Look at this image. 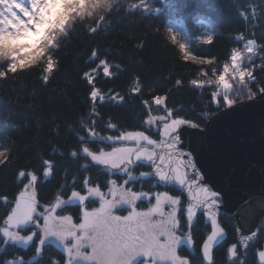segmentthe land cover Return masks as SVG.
<instances>
[{
  "label": "trees",
  "instance_id": "1",
  "mask_svg": "<svg viewBox=\"0 0 264 264\" xmlns=\"http://www.w3.org/2000/svg\"><path fill=\"white\" fill-rule=\"evenodd\" d=\"M133 2L136 0H120L123 7L118 11L99 13L72 25L67 36L60 38L58 50L53 52L57 67L47 82L43 80V65L0 78V151L7 149L9 157L0 165V218L8 211L3 198L13 200L28 182V176L18 177L21 170L36 174L37 196L45 205L54 203L57 195L66 201L72 191L85 194L91 186L108 190L110 181L121 183L125 179L121 172L110 173L102 166L89 163L83 153L71 154L80 146L76 131L82 121L87 122L93 106L97 116L91 118L99 119L97 131L102 135L118 134L104 130L109 123L117 125L120 131H143L148 128L144 123L148 115L163 116L166 110L172 111L174 118L183 117L203 126L223 107L213 104L209 95L212 89L198 88L191 81L214 78L211 72L206 77L203 73L209 67L222 70V64L230 62L231 51L245 52L250 39H256V49L251 61L245 56L243 66L257 78L256 84L251 85L253 90L264 87V50L261 49L264 0H168L165 5L154 4L162 8L158 14L141 10L129 13L127 6ZM100 15L105 19L100 20ZM168 27L179 34L180 42L188 44L192 54L212 59V65L184 61L179 46L165 39ZM206 35L213 36L211 44L203 42ZM101 60L106 61L109 73H104ZM86 72L91 82L84 76ZM134 87H139L140 92L134 93ZM94 88L100 90L98 96L102 99H90ZM239 91L243 96L247 89ZM157 95L164 99L162 105L155 104ZM142 101L148 102L147 107ZM205 116L208 118L204 119ZM158 130L153 125L148 134L160 139L154 135ZM46 161L54 162L52 172L47 175ZM148 169L138 164L133 171L139 174ZM86 179L90 181L87 185ZM130 186L147 193L168 191L180 196L184 207L187 204L182 189L166 187L153 179L136 178ZM95 202L88 201L90 205ZM142 203V209L149 206L148 201ZM61 209L59 214L80 219L79 206L68 203ZM220 222L228 237L214 250L215 264H261L258 252L262 248V236L245 251L238 247L237 256L232 258L228 249L236 237L233 217L221 213ZM209 232V225L198 214L193 222L195 249L182 244L181 255L193 252L196 264H207L200 249ZM3 239L0 236V264H8L10 260L19 264V257L27 258L29 264H52L54 259L63 260L66 256L63 248L52 241L37 253L36 240L24 248L22 243L5 245ZM135 264L146 263L140 259Z\"/></svg>",
  "mask_w": 264,
  "mask_h": 264
},
{
  "label": "snow or ice",
  "instance_id": "2",
  "mask_svg": "<svg viewBox=\"0 0 264 264\" xmlns=\"http://www.w3.org/2000/svg\"><path fill=\"white\" fill-rule=\"evenodd\" d=\"M155 3L165 5L168 0H136L128 4L126 11L131 13L141 10L142 13L158 14L162 8L154 7ZM121 7L120 0H0V78L43 65V80L47 82L57 67L53 52L58 50L60 38L67 36L70 27L77 21H85L99 13L111 14ZM241 14L244 15L243 12ZM99 18L104 20L105 16L100 15ZM178 35L172 27H168L165 39L179 46L184 61L212 65V59L192 54L188 44L180 42ZM203 42L211 44L213 36L206 35ZM256 45V39L248 40L246 51L233 49L230 62L223 63L222 70L209 67L203 73L206 77L211 72L214 78L192 80L191 84L212 89L209 95L217 108H232L245 100H254L257 93L264 98V87L253 90L251 85L256 84L257 78L243 66L246 55L251 61ZM261 49L264 50V45H261ZM95 55L96 52H93ZM100 64L105 65L104 73H109L106 61L101 60ZM84 76L91 82L87 72ZM240 88L247 89L243 96ZM99 91L94 88L90 99H102L98 96ZM132 91L139 93L140 88L134 87ZM154 102L159 106L164 103V99L157 95ZM142 103L147 107V101ZM94 109L95 106L91 116H97ZM174 115L170 110H166L163 116L148 115L144 121L148 128L143 131H120L117 125L109 123L104 130L117 132L115 136L102 135L97 131L99 119L93 120L90 116L86 123L82 121L76 131L80 146L71 154L76 156L83 153L89 163L110 169L113 173L123 172L128 178L120 184L115 180L110 181L107 192L101 191L99 186L87 188L86 195L72 191L71 197L82 206L90 197H96L99 201L98 207L89 209L84 206L81 222L76 223L71 215L58 213V210L62 211L61 205L67 203L59 195L54 197V203H40L36 191V174L21 170L18 177L28 176V183L13 200L3 198L8 204V211L0 218L3 243L28 245L36 240V252L41 253L48 241L55 238L62 244L66 256L63 260L54 259L52 264H79L80 261L88 264H135L136 258L140 256L147 258L146 264H159L160 261H167L168 264H196L194 253L181 255L180 246L186 240L195 249L193 222L203 209L210 222V234L202 240L200 250L207 264H215L214 246L226 233L218 219L223 196L201 175L193 153L181 146L182 126L197 128L198 125L183 117L173 118ZM153 125H162V131L154 133L161 139L148 134ZM105 144L107 148L103 146ZM8 159L7 149L0 151V165ZM138 162H146L153 170L151 173H141V176H151L153 179L158 178L164 185L176 183L185 188L186 208L180 196L163 191L155 193L154 205L147 210H137V201L146 194L136 192L127 185L136 179L133 170ZM45 166V175L50 174L54 162L46 161ZM190 169L193 170L191 175ZM89 183L87 179L84 181L85 185ZM123 204L130 206L127 214H115ZM257 211H264V199L258 202L257 207L249 209V216H255ZM27 226L33 230L27 231ZM262 229L264 220L249 234L238 229L240 242H250ZM238 247L237 243H232L228 249L232 258L237 256ZM259 256L264 264V251L259 252ZM18 259L19 264H29L25 257ZM8 264H16V261L10 260Z\"/></svg>",
  "mask_w": 264,
  "mask_h": 264
},
{
  "label": "water",
  "instance_id": "3",
  "mask_svg": "<svg viewBox=\"0 0 264 264\" xmlns=\"http://www.w3.org/2000/svg\"><path fill=\"white\" fill-rule=\"evenodd\" d=\"M181 132V146L193 153V158L206 182L214 190L222 193L221 208L218 210L219 222L221 212L232 215L237 244L243 251L247 250L249 245L257 240L258 235L250 242L241 243L238 229L244 234H249L260 226L264 218V211H257L255 216H249V209L257 207L258 202L264 199V98L258 93L254 100H245L232 108L218 110L203 126L198 125L197 128L182 126ZM138 164L148 166L146 162ZM152 171L150 168L141 173ZM192 171L189 170L190 175ZM140 174L139 179H153L151 176ZM154 180L158 181V178ZM165 186L183 188L176 183ZM184 195L187 198L185 188ZM38 200L42 203L39 198ZM71 204L81 205L73 198ZM198 213L210 226L206 212L201 209ZM227 237L226 231L214 246V250ZM32 243L28 245L22 243V246L28 248ZM261 251H264V240L259 252ZM259 252L258 258L262 264Z\"/></svg>",
  "mask_w": 264,
  "mask_h": 264
},
{
  "label": "rangeland",
  "instance_id": "4",
  "mask_svg": "<svg viewBox=\"0 0 264 264\" xmlns=\"http://www.w3.org/2000/svg\"><path fill=\"white\" fill-rule=\"evenodd\" d=\"M152 116H159V115H152ZM174 118V117H173ZM154 127L155 128H160V131H162V125H154ZM105 148H107V146H104ZM107 170H109V172L110 173H112V171L110 170V169H107ZM122 174H124L123 172H121ZM140 174V173H139ZM139 174H135V172L133 171V175L136 177V178H138V175ZM125 175V174H124ZM124 178L125 179H127L128 177L127 176H124ZM125 179H123V180H125ZM139 179V178H138ZM122 180V181H123ZM122 181H121V183H122ZM28 183V182H27ZM26 183V184H27ZM118 184H120L119 182H117ZM25 184V185H26ZM91 187H93V186H91ZM127 187H129V188H132L133 189V187L132 186H130V183L127 185ZM90 188V187H89ZM101 189V188H100ZM134 190V189H133ZM101 191H104V192H107V190H102L101 189ZM135 191V190H134ZM136 192H140V191H136ZM157 192H163V191H153V192H149V193H147V192H140V193H145L146 195H143V196H141V198L137 201V210H140V211H143V210H147L149 207H151L152 205H154L155 204V200H154V195H155V193H157ZM85 194H87V193H85ZM172 195V194H171ZM71 199H72V197H70L68 200H66L67 201V203H65V204H62L61 205V207H63L64 205H67L68 203H71ZM88 200H93V201H96L94 204H92V205H90L89 203H88V201H86L85 203H84V205L82 206V205H74V206H79V208H80V215L82 214V211H83V207L84 206H86L87 208H89V209H91V208H93V207H98L99 206V201H98V198H96V197H90ZM148 201V203H149V206L146 208V209H142L141 208V204H143L142 202H147ZM185 207H186V205H185ZM123 208V209H122ZM119 209H122V210H119L117 213H115V214H117V215H121V216H123V215H126L127 214V212L130 210V206L129 205H127V204H123V205H120L119 206ZM43 209H41V211H42ZM120 212H123V215H122V213H120ZM61 215H70V214H61ZM72 216V215H71ZM73 217V216H72ZM74 218V217H73ZM74 221L76 222V223H80L81 222V220L79 219V220H77V219H75L74 218ZM31 230H33V229H31ZM30 232V231H29ZM49 241H52V242H55L56 244H58L60 247H62L63 248V246H62V244L60 243V241L59 240H56L55 238H51ZM185 243H187V241L185 240V241H183L182 242V244H185ZM181 244V245H182ZM188 244V243H187ZM140 259H142V260H144L145 261V263H146V261H147V258L146 257H144V256H140V257H137L136 258V261H138V260H140ZM135 261V262H136ZM79 263H83V264H88V262H86V261H80ZM159 264H168V262L167 261H160L159 262Z\"/></svg>",
  "mask_w": 264,
  "mask_h": 264
},
{
  "label": "flooded vegetation",
  "instance_id": "5",
  "mask_svg": "<svg viewBox=\"0 0 264 264\" xmlns=\"http://www.w3.org/2000/svg\"><path fill=\"white\" fill-rule=\"evenodd\" d=\"M198 214H200V213H198ZM197 214V215H198ZM229 215V214H228ZM220 216H221V214H220ZM205 220V219H204ZM233 220H234V218H233ZM263 220H264V218H263ZM261 224V223H260ZM262 236V240H264V229H262L261 231H259V234H258V237H257V240L258 239H260V237ZM236 238V237H235ZM262 244H263V242H262Z\"/></svg>",
  "mask_w": 264,
  "mask_h": 264
},
{
  "label": "bare ground",
  "instance_id": "6",
  "mask_svg": "<svg viewBox=\"0 0 264 264\" xmlns=\"http://www.w3.org/2000/svg\"><path fill=\"white\" fill-rule=\"evenodd\" d=\"M209 227H210V226H209ZM209 233H210V232H209ZM235 243H237L236 238H235ZM253 243H254V242H253ZM251 244H252V243H251ZM251 244H250V245H251ZM250 245H249V246H250Z\"/></svg>",
  "mask_w": 264,
  "mask_h": 264
}]
</instances>
